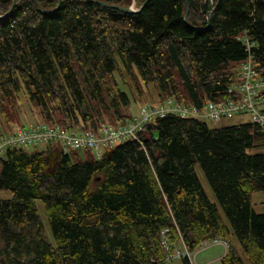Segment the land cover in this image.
I'll return each instance as SVG.
<instances>
[{
	"label": "trees",
	"instance_id": "16d2710c",
	"mask_svg": "<svg viewBox=\"0 0 264 264\" xmlns=\"http://www.w3.org/2000/svg\"><path fill=\"white\" fill-rule=\"evenodd\" d=\"M12 1L0 0V120L21 93L45 122L92 127L130 118L129 93L141 84L155 86L158 102L235 98L228 89L247 55L242 34L264 77V0H212L208 26L209 0H189L186 21L185 0H96L133 2L136 12L92 0H17L10 10ZM55 148H7L0 158V190L10 192L0 199V264H170L177 245L192 252L213 238L228 242L221 264H264V212L251 203L264 191L258 125L165 114L138 141L101 158L60 153L49 170Z\"/></svg>",
	"mask_w": 264,
	"mask_h": 264
},
{
	"label": "built area",
	"instance_id": "2783aa9c",
	"mask_svg": "<svg viewBox=\"0 0 264 264\" xmlns=\"http://www.w3.org/2000/svg\"><path fill=\"white\" fill-rule=\"evenodd\" d=\"M240 40L245 45L247 55L240 65L239 83L228 89L230 94L236 95L235 98L231 97L219 102L205 101L197 107L167 97L151 105H141L138 114L123 123L99 122L92 127L45 122L28 128L20 127L10 133H0V158L7 148L26 149L27 146L37 143L56 145L59 154L91 151L95 158H101L124 140L138 141L143 125L165 114L193 117L204 121L212 120L217 124L223 117L247 113L250 122L258 125L264 132V111H262L264 100L259 97V93L264 91L262 69L251 52L253 44L248 37L242 34ZM210 244H220L224 248L223 254L227 252L228 242L219 238L204 240L198 247L204 248ZM174 252L177 257L186 255L191 261V252L185 249L174 250L168 255V259L172 258Z\"/></svg>",
	"mask_w": 264,
	"mask_h": 264
},
{
	"label": "rangeland",
	"instance_id": "374dc122",
	"mask_svg": "<svg viewBox=\"0 0 264 264\" xmlns=\"http://www.w3.org/2000/svg\"><path fill=\"white\" fill-rule=\"evenodd\" d=\"M131 8L134 9V3L130 5ZM128 91H130V88L127 86L124 87ZM130 97V107L129 110H126L128 114H131V117H135L138 114L139 107L141 105H151L156 102H158V96H157V89L154 85L148 84V85H140V92L133 91L132 93H129ZM101 122H109L112 123V119L110 118H102L100 119ZM63 122V121H61ZM58 122L60 124H68V125H75L73 123L69 124L68 122ZM250 122V116L247 113H240V114H234L229 117H223L220 119V121L215 124L212 120H206V124L210 127H216L221 125H233V124H242V123H248ZM41 123H45L44 119L42 118L38 107L33 106L26 98V96L21 93L19 94L18 98L14 101L12 104L9 118L8 120H0V129L2 133H10L13 131H16L20 127H31L35 125H39ZM99 123V122H98ZM97 123V124H98ZM64 124V125H65ZM84 126H90L89 124ZM45 148L44 144L37 143L32 144L26 147V151L31 152L33 150L40 151ZM264 151V149H262ZM77 159L78 160H85L90 159L93 157V154L91 151H77ZM2 157H4V153L2 154ZM196 173L199 177V180L201 182V185L208 196L209 200L213 203H215L218 207L217 200L212 193L205 177L203 176L201 170L196 167ZM10 197V192L7 190H0V199H6ZM251 203L252 207L255 212L257 213H263L264 212V191L254 192L251 194ZM36 207L39 211V214L41 216V219L43 220L44 227L46 230V233L48 237L50 238V230L49 226L46 221L45 213L42 207V204L40 201H36ZM224 240V239H223ZM226 241V240H225ZM232 241L235 246H238L235 239L232 237ZM178 247V248H177ZM177 249L182 250L177 245ZM240 252V251H239ZM224 248L220 244H210L209 246H206L204 248L197 247L195 250L191 252V261L193 264H221L219 261V258L223 255ZM170 264H182V261L179 257L176 256V252L173 253L172 258L169 259ZM243 261L245 264H249V262L243 257Z\"/></svg>",
	"mask_w": 264,
	"mask_h": 264
},
{
	"label": "water",
	"instance_id": "95a60500",
	"mask_svg": "<svg viewBox=\"0 0 264 264\" xmlns=\"http://www.w3.org/2000/svg\"><path fill=\"white\" fill-rule=\"evenodd\" d=\"M16 1L17 0H13L12 1V4H11V7H10V10L12 9V7L16 4ZM36 4H37V1L36 0H33ZM61 0H58V5L60 3ZM92 1H95L97 3H99L100 5L102 6H105V7H113V8H116L118 10H121V11H125V12H136L137 10H134L133 8L129 7V8H124V7H120V6H114V5H107L105 3H102L100 1H96V0H92ZM212 6V0H209V3L207 5V26L209 25L210 23V12H211V7ZM188 8H189V0H185V14H184V20L186 21V16H187V11H188ZM9 10V11H10ZM6 15V14H5ZM5 15H2L0 17H4ZM262 22L264 24V14H263V17H262ZM153 137L154 139H156L158 137V132L157 131H154L153 132ZM111 153V151L109 153H107V155H109ZM56 156H57V150H53L51 152V154L49 155L48 157V160H49V170H51L53 167H54V164H55V159H56ZM96 180H98V178H96Z\"/></svg>",
	"mask_w": 264,
	"mask_h": 264
},
{
	"label": "crops",
	"instance_id": "0c3cea01",
	"mask_svg": "<svg viewBox=\"0 0 264 264\" xmlns=\"http://www.w3.org/2000/svg\"><path fill=\"white\" fill-rule=\"evenodd\" d=\"M46 147V146H45Z\"/></svg>",
	"mask_w": 264,
	"mask_h": 264
}]
</instances>
